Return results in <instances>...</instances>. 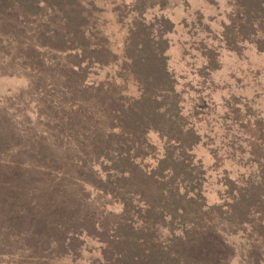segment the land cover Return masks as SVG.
I'll return each mask as SVG.
<instances>
[{"label":"rangeland","instance_id":"1","mask_svg":"<svg viewBox=\"0 0 264 264\" xmlns=\"http://www.w3.org/2000/svg\"><path fill=\"white\" fill-rule=\"evenodd\" d=\"M75 1L78 11L89 6L96 15L89 42L117 53L129 20L139 13L145 12L147 21L157 16L161 22L164 15L173 22L167 34L169 69L184 112L202 135L194 154L205 170L206 202L220 205L226 176L237 179L246 169L245 161H238L249 157V134L259 136L256 125L264 126V53L249 43L232 50L223 38L236 0H138L143 7L138 10L137 0ZM11 2L0 0V264H102L97 238L69 234L73 238L66 241L63 232L70 228L65 233L73 234L72 227L63 223L61 230L56 222L58 216L88 214L112 234L120 219L121 202L94 182L103 172L97 160L101 135L108 131L111 94L123 88L114 79L119 68H79L81 56L73 43L60 48L62 35L55 34L64 28L59 10L45 8L29 16ZM127 84L128 91H136ZM149 139L161 145L157 134ZM232 145L237 155L230 159ZM207 210L198 211L202 219L192 241V236L177 239L166 232L164 238L184 252H203L209 245L226 264H255L250 230L218 209L211 215ZM76 226L93 232L91 226ZM256 250L264 254V246Z\"/></svg>","mask_w":264,"mask_h":264},{"label":"trees","instance_id":"2","mask_svg":"<svg viewBox=\"0 0 264 264\" xmlns=\"http://www.w3.org/2000/svg\"><path fill=\"white\" fill-rule=\"evenodd\" d=\"M11 1L13 9L29 16L45 8L59 10L64 28L55 34L62 35L60 48L73 43L71 47L81 56L75 64L79 68L83 64L119 68L114 79L119 78L123 88L115 96L111 94L108 131L107 135L106 132L101 135L97 160L103 172L94 182L103 193L121 202L122 214L111 229L112 234L91 215L58 216L59 229L62 230L63 223L72 227L73 234L65 233L70 228L64 230L65 240L73 238L69 234L97 238L103 245L102 264H226L222 255L209 245L203 252L189 253L177 249L172 244L174 240L163 236L164 232L176 235L177 239L192 236V241L199 226L197 219H202L197 217L198 211L207 208L211 215L218 209L225 219L250 230L255 241L251 251L254 262L264 264L263 252L256 250L258 245L264 246V126L257 124L260 135L249 134L253 140L249 137L244 140L250 150L247 159L243 155L238 161H245L241 177L226 176L223 202L209 205L203 189L205 170L194 154L202 135L191 115L184 112L182 94L168 65L167 34L173 31V22L164 15L161 22L157 16L147 21L145 12L139 13L129 20L124 47L117 53L108 46L89 42L91 22L94 24L92 19L96 20L89 6L81 12L75 0ZM236 2L223 31L226 45L238 50L240 45L249 43L264 53V0ZM135 3L136 10L142 7V2ZM126 82L132 83L136 91H128ZM150 134H157L161 145L154 144ZM230 136L231 132L224 138ZM234 146H230L233 152H227L230 159L237 155ZM149 158L154 159L152 165L146 163ZM151 189L157 193L149 194ZM78 223L91 226L93 232L84 226L77 227Z\"/></svg>","mask_w":264,"mask_h":264}]
</instances>
